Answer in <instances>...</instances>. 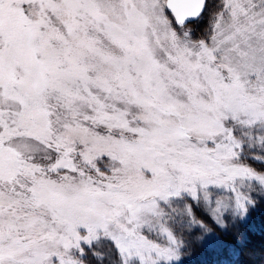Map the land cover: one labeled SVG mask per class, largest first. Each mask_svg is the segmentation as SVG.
<instances>
[{
  "label": "snow or ice",
  "instance_id": "6c2138e0",
  "mask_svg": "<svg viewBox=\"0 0 264 264\" xmlns=\"http://www.w3.org/2000/svg\"><path fill=\"white\" fill-rule=\"evenodd\" d=\"M264 203V0H0V264H182Z\"/></svg>",
  "mask_w": 264,
  "mask_h": 264
},
{
  "label": "trees",
  "instance_id": "16d2710c",
  "mask_svg": "<svg viewBox=\"0 0 264 264\" xmlns=\"http://www.w3.org/2000/svg\"><path fill=\"white\" fill-rule=\"evenodd\" d=\"M240 231L242 242L216 231L203 243L193 242L184 257L193 259V264H264V203L252 212Z\"/></svg>",
  "mask_w": 264,
  "mask_h": 264
},
{
  "label": "rangeland",
  "instance_id": "374dc122",
  "mask_svg": "<svg viewBox=\"0 0 264 264\" xmlns=\"http://www.w3.org/2000/svg\"><path fill=\"white\" fill-rule=\"evenodd\" d=\"M193 261L191 258L183 257L182 264H193Z\"/></svg>",
  "mask_w": 264,
  "mask_h": 264
}]
</instances>
